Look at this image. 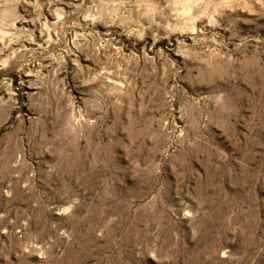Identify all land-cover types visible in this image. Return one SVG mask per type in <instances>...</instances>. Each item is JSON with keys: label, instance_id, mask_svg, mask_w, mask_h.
Listing matches in <instances>:
<instances>
[{"label": "rangeland", "instance_id": "1", "mask_svg": "<svg viewBox=\"0 0 264 264\" xmlns=\"http://www.w3.org/2000/svg\"><path fill=\"white\" fill-rule=\"evenodd\" d=\"M0 264H264V0H0Z\"/></svg>", "mask_w": 264, "mask_h": 264}]
</instances>
